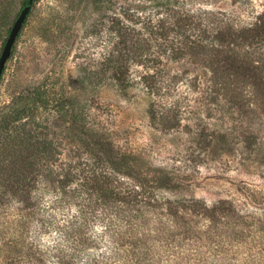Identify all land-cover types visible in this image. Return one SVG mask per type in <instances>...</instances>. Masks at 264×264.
<instances>
[{
  "label": "trees",
  "instance_id": "trees-1",
  "mask_svg": "<svg viewBox=\"0 0 264 264\" xmlns=\"http://www.w3.org/2000/svg\"><path fill=\"white\" fill-rule=\"evenodd\" d=\"M72 1L46 20V37L69 36ZM89 1L103 14L106 44L99 68L73 69L77 88L111 83L126 93L136 63L154 116L155 97L170 86L168 63L194 59L232 109L264 115V11L245 19L201 7L216 0H149L142 10L154 11L138 27L130 8L120 14L114 2ZM54 85H27L28 97L0 120V264H264L263 211H238L229 199L161 198L177 193V176L161 168L131 176L132 159L87 126L92 106ZM46 111L60 119L56 131L38 119Z\"/></svg>",
  "mask_w": 264,
  "mask_h": 264
},
{
  "label": "rangeland",
  "instance_id": "rangeland-1",
  "mask_svg": "<svg viewBox=\"0 0 264 264\" xmlns=\"http://www.w3.org/2000/svg\"><path fill=\"white\" fill-rule=\"evenodd\" d=\"M26 1L0 0V54ZM109 1L117 13L127 7L134 11L138 27L154 11L142 10L149 0ZM71 2L34 0L0 77V120L19 96L28 97L27 85L49 79L65 97L72 94L82 105L92 106L87 126L111 142L120 157L132 159L131 176L139 178L159 168L177 176L181 184L177 193L164 190L161 198L194 196L209 205L229 199L238 211L264 212V115L256 108L232 109L229 98L211 81L207 67L194 59L168 63L170 86L155 97L161 107L157 106L154 116L149 108L154 97L145 91L140 80L143 68L136 63L131 66L126 93L111 83L77 88L72 71L77 65L100 67L106 30L103 14L94 11L93 3L76 0L70 12L62 10L68 12L67 18L72 16L71 29L66 31L69 36L46 37L42 33L46 20L57 18L59 9ZM201 7L242 11L249 19L264 11V0H216ZM38 119L52 131L61 126L53 112H43Z\"/></svg>",
  "mask_w": 264,
  "mask_h": 264
},
{
  "label": "water",
  "instance_id": "water-1",
  "mask_svg": "<svg viewBox=\"0 0 264 264\" xmlns=\"http://www.w3.org/2000/svg\"><path fill=\"white\" fill-rule=\"evenodd\" d=\"M33 3H34V0H28L26 2V4L21 9L18 17L15 19L14 24L12 25V27L10 29V32L6 38L2 52L0 54V77L2 75V72L4 70V67H5L7 60L11 56L14 43H15L17 36H18V34H19L30 10H31Z\"/></svg>",
  "mask_w": 264,
  "mask_h": 264
}]
</instances>
